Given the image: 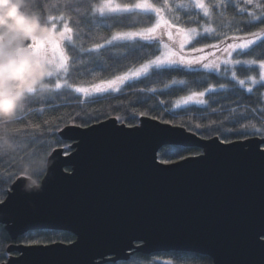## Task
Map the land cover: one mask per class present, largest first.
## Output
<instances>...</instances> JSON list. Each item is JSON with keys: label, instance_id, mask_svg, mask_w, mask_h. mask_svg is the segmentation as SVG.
I'll return each instance as SVG.
<instances>
[{"label": "water", "instance_id": "95a60500", "mask_svg": "<svg viewBox=\"0 0 264 264\" xmlns=\"http://www.w3.org/2000/svg\"><path fill=\"white\" fill-rule=\"evenodd\" d=\"M134 127L110 118L59 131L70 152L54 150L38 188L21 176L0 203V225L16 241L30 232L71 233V243L12 244L2 264L123 263L134 254L193 249L212 264H264V161L254 150L264 138L234 143L202 138L149 117ZM172 129L161 132L154 129ZM187 140L199 155L165 163L159 151ZM244 147L240 148L239 145ZM161 145V147H157ZM264 150V149H262ZM69 169V170H67ZM143 241V242H142ZM131 250V251H129Z\"/></svg>", "mask_w": 264, "mask_h": 264}, {"label": "trees", "instance_id": "16d2710c", "mask_svg": "<svg viewBox=\"0 0 264 264\" xmlns=\"http://www.w3.org/2000/svg\"><path fill=\"white\" fill-rule=\"evenodd\" d=\"M115 1L120 4L138 2V0ZM149 1L157 7H161L165 18L181 28L190 29L195 27L196 29H203L210 27L213 29L211 34L196 39L190 47L191 50L193 48L216 49L209 47L214 44L222 50L228 43L233 42V36L243 37L245 32H255L260 27H264V24L257 21L236 23L237 20L241 19L237 4L244 6L243 0H226L227 6L224 8L215 7L214 0H204L205 5L210 7V15L207 17L203 15L202 10L177 7L181 3H190V0H167V4L172 9L171 12L168 8H164L165 0ZM99 2L100 0H80L79 6L88 8L90 3ZM261 2H264V0H261ZM76 6L74 3H66L65 0H37L35 5L42 17L46 18L48 15L59 16L64 13L66 18H70L68 23L73 28L75 44L69 45L66 42L64 47L66 53L70 56L69 74L66 78L74 86L91 88L96 84L106 83L118 75H124L128 71L139 67L147 59L160 54L157 51V49L161 51L159 43L143 41L114 42V48L101 49L102 58L81 53V46L91 48L95 43H103V40L86 34L87 21L83 16L76 15L74 11ZM247 7L249 12L253 11L251 5H247ZM177 16L179 19H176ZM102 19L111 27H100L99 31L104 38L110 39L116 31L139 30L143 27L152 26L156 22V15L145 12L117 13L110 14ZM237 27L241 30L237 31ZM81 29H85V31H81ZM240 51L237 50V52ZM243 53V55L235 53L234 59H264V43L257 41L249 49L243 50ZM80 60H83L84 63H74V61ZM235 70L241 79H247L249 76L258 77L259 75V69L255 65H237ZM172 78L186 80L188 84L164 89L163 83ZM193 81H204L205 83L195 84ZM48 83L53 84L55 80H48ZM222 83L227 84L228 89H219V85ZM207 84H214L218 92L213 96L206 95V104L179 108L175 106L177 99L190 94L191 91H202ZM234 84L235 82L231 80L230 75L227 79H224L198 68L195 70L168 71L162 77H141L128 82L117 93H100L84 98L73 89L62 87L61 89H53L43 97H29L25 102L24 111L16 121L20 131L13 137L21 147L15 153L0 155V201L5 200L12 184L21 177L18 174L20 161L21 158H27L29 150L34 155L45 153L47 161L56 149L62 148L66 154L70 152L71 143L62 141L58 134L60 130L69 125L86 128L110 118L117 119L119 117L118 121L120 123L128 127H130L129 125L137 126L140 118L148 117L140 116L139 113L151 112L152 116H159L163 113L165 119L172 121L170 124L184 127L205 139L217 137L220 131L228 132L232 128H238L240 124L248 125L245 131L249 134L237 137L235 134L229 133L233 141L253 136L264 138L261 135V133H264V112L260 110L264 108V88L258 86L249 94L246 89H242L238 84L233 87ZM149 88H156L157 91L155 93L147 91L146 89ZM160 101H165V105H161ZM214 101H219V103ZM234 102L249 105L250 109L243 112L241 109L236 108L233 111ZM165 106L167 111H164ZM251 109H256V111L253 112ZM169 112L173 115H169ZM36 124H39L40 127L35 128L34 125ZM253 124H255V128L252 127ZM257 129L260 132H257ZM251 133L256 134L252 135ZM172 147L162 148L158 153L159 160L168 161L165 163L181 160L178 156H164V152L171 150ZM201 152L198 148H191L183 155L189 157L199 155ZM45 173L46 169L37 173L39 183ZM74 239L71 233L37 231L30 232L13 241L5 231L4 226L0 225V264L7 261L10 256L17 255L16 253H8V247L12 244H34L28 242L31 240L42 241L39 244L71 243ZM116 264H212V260L207 256L198 254L184 255L171 252L151 256L134 254L129 261Z\"/></svg>", "mask_w": 264, "mask_h": 264}, {"label": "snow or ice", "instance_id": "6c2138e0", "mask_svg": "<svg viewBox=\"0 0 264 264\" xmlns=\"http://www.w3.org/2000/svg\"><path fill=\"white\" fill-rule=\"evenodd\" d=\"M66 3H74L77 6L74 8V11L77 16H83L87 21V30L86 34L98 39H102L103 43H95L91 48H85L83 46L80 47L81 53H87L89 56H95L97 58H102L103 53L101 49L105 48H114V42L117 41H136L139 38L140 41L145 42H157L162 45L163 51L157 49L160 52L159 55H155L154 58H149L146 62H143L130 71H128L124 75H118L114 79L107 81L106 83L96 84L91 88L83 87V86H74L69 82V79L66 77L69 74V60L70 56L65 51V43L67 42L69 45H74L75 40L73 37V28L69 26L68 19L66 18L64 13H61L59 16H51V23L54 26V31L59 33L61 39L53 44L50 48H43V50L50 54L56 61L57 71L52 77H55V83L51 84L53 89H61L62 87H67L73 89L76 93H82L84 95H90L92 93H102L106 89L118 90L121 85L125 84L126 81L136 80L140 77L151 78L162 77L165 72L168 71H183L185 68L194 69V66H199L203 70L208 71L210 74L217 75L221 78L227 79L230 75L232 81L235 84H238L242 89L246 88L247 93L251 94L253 92V86L259 84L261 88H264V59H233V53H237L238 55H243V50H247L250 46H253L257 41L264 43V27H260L258 31L255 32H245L243 37L233 36L232 43H228L226 47L222 49L223 53H226V57H216L215 59L209 60L205 55L199 56H191L190 54L185 53V47L188 45L195 35L197 34V29L195 27L190 29H184L179 27L177 24L170 22L165 19L162 15V8L157 7L155 4L148 2V0H138L136 3H114L113 0H100L99 3H90L88 8H84L79 6L80 0H65ZM215 7L224 8L227 6L226 0H214ZM243 5L237 4L240 12V20H237L236 23L239 24L242 21H257L260 24H264V2L261 0H243ZM247 5H251L253 7V11L249 12ZM178 8H196L201 9L203 11L204 16L210 15V7L206 6L203 0H191L190 3H181L177 6ZM164 8H168L171 12V7L167 4V0H165ZM137 10L141 12L149 13L154 12L158 19L156 22L150 27H143L139 30H131V31H116L111 35V38H104L100 33V27H111L110 24L105 23L104 17L109 14H117V13H135ZM257 10H259L257 12ZM247 14V15H245ZM223 15V13H221ZM176 19H179L177 16ZM235 19V18H234ZM57 22L63 23V28L60 31H57ZM79 23V21H78ZM173 28L176 29L175 36L173 34ZM241 29L237 27V31ZM81 31H85V29H81ZM213 31L210 27L204 28V33L207 34ZM167 36V40L171 43H167L164 41L163 36ZM160 36V39L157 37ZM178 45V47H177ZM209 47L218 48V45H210ZM237 50H241L237 52ZM193 52L203 53V48H193ZM209 55H214V53H209ZM74 63L83 64L84 61H74ZM236 65H247L254 66L258 65L259 75L257 76H249L246 79H241L237 75V71L235 70ZM175 66V67H174ZM50 77V78H52ZM195 84L205 83L204 81H193ZM188 81L183 79H175L172 78L167 82L163 83L164 89H170L174 86H186ZM235 84L233 87H235ZM219 89L226 90L228 89L227 84H220ZM147 91H151L155 93L157 91L156 88L146 89ZM218 89L214 84H207V86L202 91H191L190 94L181 97L175 101V106L179 108L181 105H204L206 104V100L204 97L206 95L213 96L217 94ZM219 103V101H214ZM161 105H165V101L159 102ZM235 103V102H234ZM241 109L243 112H246L250 109L249 105H245L242 103H235V107ZM253 112L256 109H251ZM264 112V108L260 109ZM164 111H167V107L165 106ZM169 115H173V113L169 112ZM140 116H148L152 120H159L160 123L170 124L172 121L165 119L163 113L159 116H152L151 112H140ZM135 118V117H133ZM119 119V117H117ZM124 122V121H121ZM47 123V121H45ZM130 127H134V132H142L147 127V124L144 123V126H136L129 125ZM35 128H39L40 125H34ZM177 127V125L173 124V128ZM199 127V125H197ZM248 125L240 124L238 128H232L228 132L220 131L217 135V139L219 143H213L212 145L216 148H221L222 150L230 151L229 148H223L221 145L227 144L231 145L232 149L238 147L236 143H234L233 139L230 137L229 133L235 134L237 137L242 135H248L245 130ZM255 128V124L252 125ZM154 129H158L161 132H171L172 129H160L158 125H153ZM257 132H260L257 129ZM255 135L256 133H251ZM202 135V133H201ZM264 136V133H261ZM163 143H174V146L171 150L164 152V156H178L180 159L187 160L188 158L183 155L184 152L189 151L192 147H204L207 151V145H193L192 143L185 140H178L175 142L165 141ZM157 147H161V145H157ZM240 148H243L244 145L240 144ZM264 140L261 143L255 145V151L261 157V160L264 161ZM162 162H168L162 159ZM3 203V201H0ZM264 235V231H261L258 236ZM30 243L39 244L42 241L40 240H31L28 241ZM143 242V241H142ZM257 247L261 252H264V242H260L257 239ZM131 251V250H129ZM174 252L184 254V255H193L195 250L193 249H174ZM106 264H116V261H106Z\"/></svg>", "mask_w": 264, "mask_h": 264}, {"label": "clouds", "instance_id": "9594fccd", "mask_svg": "<svg viewBox=\"0 0 264 264\" xmlns=\"http://www.w3.org/2000/svg\"><path fill=\"white\" fill-rule=\"evenodd\" d=\"M37 0H0V155L15 153L21 147L13 137L29 97L50 93L48 83L57 71L55 59L43 48L61 39L54 31L51 16L42 17ZM45 153L21 158L19 175L27 188L40 186L37 173L47 168Z\"/></svg>", "mask_w": 264, "mask_h": 264}, {"label": "rangeland", "instance_id": "374dc122", "mask_svg": "<svg viewBox=\"0 0 264 264\" xmlns=\"http://www.w3.org/2000/svg\"><path fill=\"white\" fill-rule=\"evenodd\" d=\"M113 2L114 3H117L115 0H113ZM148 2H150L149 0H148ZM190 2H191V0H190ZM203 2H204V0H203ZM205 3V2H204ZM198 10H201V9H198ZM136 12H141L140 10H137ZM149 13H153V14H155L154 12H149ZM110 15V14H109ZM156 15V14H155ZM162 15H163V13H162ZM164 16V15H163ZM164 18H165V16H164ZM158 19V17L156 16V20ZM166 19V18H165ZM168 20V19H167ZM62 28H63V23L62 22H57V31H60V30H62ZM173 34H174V36H175V33H176V29H174L173 28ZM212 33V31L211 32H209V33H207V34H211ZM206 34L204 33V28L203 29H198L197 28V34L195 35V37L193 38V40L188 44V45H186V47H185V53L186 54H190L191 56H199V55H205V56H207L208 57V59L209 60H211V59H215L216 57H221V58H224V57H226V53H223V51L222 50H217V49H203V53H197V52H193L191 49H190V47H191V45H192V43L196 40V39H198V38H200L201 36H205ZM157 39H160V36H158L157 37ZM163 39H164V41L165 42H167V43H171V42H169L168 40H167V36L166 35H164L163 36ZM136 41H140L139 40V38H137V40ZM117 42H125V41H117ZM143 42H145V41H143ZM66 44V43H65ZM65 46V45H64ZM177 47H178V45H177ZM161 51H163V48H162V45H161ZM209 53H214V55H209ZM234 54L235 53H233V59H234ZM237 66V65H236ZM257 68H258V65H255ZM175 67V66H174ZM202 69V68H200L199 66H194V69ZM185 69H187V68H185ZM259 69V68H258ZM190 70H193V69H190ZM141 78V77H140ZM258 78V77H257ZM52 79H56L55 77H52V78H49V80H52ZM139 79V78H138ZM247 80V79H246ZM131 81H133V80H129V81H126L125 82V84H123V85H121L120 86V88L118 89V90H113V89H106L104 92H102V93H117V92H119L122 88H123V86L124 85H126L128 82H131ZM54 84V83H53ZM258 86H260L259 84H257V85H255V86H253V90L256 88V87H258ZM244 89H246V88H244ZM79 94H81L82 95V97H84V98H87V97H91V96H94V95H97V94H100V93H92V94H90V95H84V94H82V93H79ZM204 99H205V97H204ZM191 105H195V104H191ZM191 105H181L180 107H184V106H191Z\"/></svg>", "mask_w": 264, "mask_h": 264}]
</instances>
